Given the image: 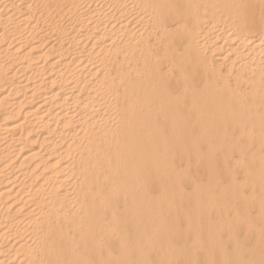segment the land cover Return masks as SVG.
Listing matches in <instances>:
<instances>
[{
    "label": "bare ground",
    "instance_id": "1",
    "mask_svg": "<svg viewBox=\"0 0 264 264\" xmlns=\"http://www.w3.org/2000/svg\"><path fill=\"white\" fill-rule=\"evenodd\" d=\"M184 183L264 228V0H0V264H152Z\"/></svg>",
    "mask_w": 264,
    "mask_h": 264
},
{
    "label": "rangeland",
    "instance_id": "2",
    "mask_svg": "<svg viewBox=\"0 0 264 264\" xmlns=\"http://www.w3.org/2000/svg\"><path fill=\"white\" fill-rule=\"evenodd\" d=\"M201 151H203V149L201 150ZM178 160H180V159H178ZM177 160V161H178ZM176 161V162H177ZM181 161V162H180ZM179 162L180 163H182L183 162V160H180ZM179 162H177L178 164H179ZM199 168V169H198ZM197 169V173H199V175L197 174V176H193V177H195L196 178V183H198V185H199V187L200 188H206V187H210V190H209V192L211 191V192H213L214 194H212L213 196H215L216 195V197H219L218 199L219 200H221L222 198H223V196H220L219 195V193H218V191L220 190V189H222V188H226L227 187V182H226V180L225 179H223V178H220L221 180H218V181H221V182H217L218 183V186H213L211 183H210V181H209V178L207 177V175L205 174V173H203V171H202V169H201V167H198ZM200 170V171H199ZM203 174V175H202ZM193 175H196V174H193ZM201 176V177H200ZM236 176L237 177H240L239 176V174L238 173H236ZM204 179V180H203ZM225 181V182H224ZM222 182H223V184H222ZM212 183H214V184H217V183H215L214 182V180L212 181ZM212 186V187H211ZM225 186V187H224ZM215 189H214V188ZM183 188L185 189V192H186V196H185V199H183V200H181L180 202H179V207H178V205H177V210H176V207H175V209L173 210V211H171V213H172V215L174 216V217H172V216H170L171 215V213L169 212V213H166L165 214V216L163 215H161V216H159L158 214L156 215V220L158 219L159 220V224L161 225H159V227L161 228L160 230H163V231H165V232H168V234L169 235H173V238H170V239H172V240H170V241H168L167 243H165V241H164V236H162L161 234H159V235H155V236H153V238H152V240H153V243H154V246L156 247L154 250H153V252H152V256H150V260L152 261L151 263L152 264H186V263H184L183 262V259H181V258H179V259H171V260H169L168 261V263H163V257L161 256V253L159 254V252L161 251V249H163L164 247H160V245L162 244V246H165V245H168L169 243H170V245L174 248V250L175 251H180V254H181V257H183V258H189V257H191L192 255H193V257L194 258H196V257H198V259L196 258V261H197V263H199V264H220V262H221V264H236V263H238V264H241V263H243V264H256V263H260V264H263V262H264V252L262 251V253H261V250H264V228L261 226V224L259 223L260 221H258V222H256V219H257V217H255L256 216V212H254V208L251 210V209H249L247 212H248V218H249V220H250V222H251V227L248 229V232L246 231V230H244V226H243V224L241 223V222H238L234 217H233V215H234V213L233 212H237V213H240L241 214V212H240V210H239V208H238V206H237V204L235 203V206L234 207H232V206H229V208H230V210H226V212L228 213H226V212H224L227 216L225 217V215L224 214H222V212L221 213H218L217 212V210H214V211H212V213L214 214H212V213H210L211 215H209V216H207L208 215V213L206 214V213H204L203 215H205L206 214V216L207 217H209V219L211 220V222H210V227L209 226H206L203 222H200V221H198V224L196 223V225H195V220H194V217L193 216H195L194 214H193V206H192V204H191V201H192V199H190L191 198V187H190V184L188 185V183H184L183 184ZM188 188V190H186ZM190 189V190H189ZM213 190H215V191H213ZM243 191H246L245 189H242ZM217 193V194H216ZM187 198H189V199H187ZM187 200H189V202H187ZM184 204H183V203ZM181 203V204H180ZM185 203H188L189 205H187V204H185ZM191 204V205H190ZM183 207H182V206ZM232 207V208H231ZM237 208V210H235ZM191 209V210H190ZM232 209V210H231ZM188 210V211H187ZM154 211H157L156 209H154ZM154 211L152 212V216H153V219H154ZM189 211H190V213H189ZM192 211V212H191ZM183 212H185V213H183ZM216 212V213H215ZM250 212H251V214H250ZM182 214H183V216H182ZM215 214H216V216H215ZM179 215V216H178ZM229 215V216H228ZM251 215V216H250ZM185 216V218H183ZM220 216V217H219ZM223 216V217H222ZM159 217V218H158ZM165 217V218H164ZM212 217H214V218H212ZM217 217V218H216ZM225 217V218H224ZM240 217H242V218H244L243 216H240ZM255 217V218H254ZM163 218V219H162ZM167 218V219H166ZM170 220H169V219ZM178 218H179V221H178ZM193 218V220H194V222L192 223V220H190V219H192ZM253 218V219H252ZM174 219H175V221H176V223H175V221H174ZM182 219V220H181ZM255 219V220H254ZM165 220V221H164ZM173 220V221H172ZM185 220V221H184ZM253 220H254V222H253ZM169 221H172L173 223H168ZM183 221V222H182ZM181 222V223H180ZM222 222H224L225 224H227L228 225V227L231 229V231H232V240H229L228 238H227V233H228V231H227V228L226 227H224L223 226V228H219V226L218 225H220ZM179 223V225H177ZM202 223L206 226V228L205 229H210V230H212L211 232H214V231H216L217 232V234L219 233V235H220V237H221V242L215 247V248H212V246L211 247H209V245H208V241H209V238L208 237H205V236H203L204 234H206L205 232H208V230H205L204 231V227L202 226ZM213 223V224H212ZM217 223H219V224H217ZM238 223V224H237ZM154 224H156V223H154ZM183 224H185V225H183ZM211 224H212V226L214 225V227H212L211 226ZM240 224V225H239ZM257 224H259V225H257ZM182 225V226H181ZM238 225V226H237ZM162 226H164V227H162ZM179 226V227H178ZM194 226V227H193ZM200 228H199V227ZM237 226V227H236ZM240 226V228H238ZM173 227V228H172ZM175 227H176V229H175ZM191 227V228H190ZM203 227V228H202ZM236 227V229H234ZM170 228H171V230H170ZM262 228H263V230H262ZM192 230V231H190V230ZM218 229H220V230H218ZM221 229L224 231V233H223V231H221ZM233 229V230H232ZM238 229H241V230H238ZM178 231V233H182V234H177V231ZM183 230H184V232H183ZM202 230V231H201ZM235 230V231H234ZM261 230H262V232H261ZM187 231V232H186ZM188 231H189V233H188ZM194 231H198V232H200L201 234H200V247H198L197 249H194V246H193V244H192V237H193V233H194ZM227 231V232H226ZM233 231H234V234L237 236L236 238H235V235L233 234ZM240 231V232H239ZM190 232L192 233V235L190 234ZM226 232V233H225ZM237 232H238V234H237ZM221 233V234H220ZM246 233H248V235L246 234ZM253 234V235H251V234ZM189 234V235H188ZM203 234V235H202ZM224 234V235H223ZM226 234V235H225ZM176 235H179L178 237H179V239L176 237ZM182 235V236H181ZM188 235V236H187ZM242 235V236H241ZM251 235V236H250ZM160 236H161V240H160ZM187 236V237H186ZM234 236V237H233ZM240 236V237H239ZM244 236H247V237H244ZM175 237V238H174ZM186 238V239H183V238ZM224 240H223V239ZM250 240H249V239ZM259 238V239H258ZM174 239V240H173ZM189 239V240H188ZM228 239V240H227ZM254 241H252V240ZM257 239H258V241L259 242H257ZM260 239H261V241L263 242V244H262V242L260 243ZM186 240V244H185V241ZM227 240V241H226ZM236 240V241H235ZM249 240V241H248ZM175 241H177V242H175ZM251 241V242H250ZM161 242V243H160ZM226 242V244H224ZM228 242V243H227ZM163 243L165 244V245H163ZM177 243V244H176ZM179 243V244H178ZM222 243V244H221ZM231 243H232V245H231ZM239 243V244H238ZM228 244H229V246H228ZM244 244H246V245H244ZM262 245V247L260 246V245ZM235 245V246H234ZM237 245V246H236ZM244 245V246H243ZM258 245V246H257ZM206 246H207V248H206ZM158 247H160V248H158ZM225 247H227V248H225ZM187 248V249H186ZM188 248H190L189 250H188ZM231 248H233V251L235 252V254H232V253H234L232 250H231ZM245 248V249H244ZM249 248V249H248ZM255 248H259L258 249V252H257V250H255ZM203 249V250H202ZM212 249V250H211ZM213 249H215V251H213ZM230 249V250H229ZM238 249V250H237ZM261 249V250H260ZM156 250H158V251H156ZM185 250H187V251H185ZM200 252H199V251ZM221 250V251H220ZM226 250V252H224ZM244 252H243V251ZM250 250H252V251H250ZM257 252V253H255V251ZM208 251V252H207ZM212 251V252H211ZM217 251V253H218V251H219V256H218V258H217V255H215V253H213V252H216ZM240 251H241V253L242 254H244L243 256L241 255V253H240ZM247 251V252H246ZM260 251V252H259ZM158 254H157V253ZM194 252H196V254H194ZM197 252H199V253H197ZM203 252V253H202ZM205 252V253H204ZM232 252V253H231ZM250 252H252V253H250ZM185 253V254H184ZM202 253V254H201ZM207 253H210L209 254V256H210V258L208 259L207 257H205V255L207 254ZM234 256V258H233V256L231 255V254ZM237 253V254H236ZM246 253V254H245ZM255 253V255H252V254H254ZM157 254V256H155ZM166 254H167V252H165L164 253V256H166ZM184 254V255H183ZM198 254V255H197ZM221 254V255H220ZM224 254V255H223ZM228 254V255H227ZM230 254V255H229ZM248 254V255H247ZM202 255V256H201ZM213 255H215V256H213ZM154 256V257H153ZM161 256V257H160ZM201 256V257H200ZM212 256H213V259H212ZM229 256V257H228ZM240 256V257H239ZM251 256V257H250ZM254 256V257H253ZM258 256H260L259 258L260 259H258ZM159 258L160 257V260H157V258ZM203 257V258H202ZM204 257H205V259L206 260H208V261H206L205 259H204ZM219 257H220V261L219 262H215V261H218L219 260ZM244 258V259H240V258ZM257 257V258H256ZM152 258V259H151ZM153 258H155L154 260H153ZM234 260H233V259ZM248 258V259H247ZM254 258H256V259H254ZM262 258V259H261ZM202 259H203V262H205V263H203L202 262ZM223 259V260H222ZM232 260V262H231V260ZM237 259V260H236ZM253 259V260H252ZM201 262H200V261ZM227 260H229V261H227ZM240 260V261H239ZM245 260V261H244ZM256 260H260L259 262L258 261H256ZM211 261V262H210ZM213 261H214V263H213ZM235 263H234V262ZM237 261V262H236ZM244 261V262H243ZM253 261H256V262H253ZM154 262V263H153Z\"/></svg>",
    "mask_w": 264,
    "mask_h": 264
}]
</instances>
